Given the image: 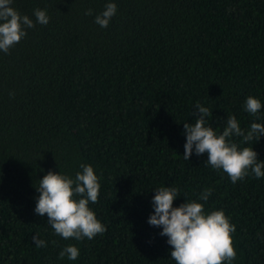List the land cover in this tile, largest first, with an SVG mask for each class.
Segmentation results:
<instances>
[{
    "label": "trees",
    "instance_id": "1",
    "mask_svg": "<svg viewBox=\"0 0 264 264\" xmlns=\"http://www.w3.org/2000/svg\"><path fill=\"white\" fill-rule=\"evenodd\" d=\"M108 2L13 0L21 15L50 19L0 51V264H175L148 223L161 186L180 190L174 207L211 188L205 212L222 209L236 226L231 264H264V177L233 184L207 153L183 157L197 103L218 133L230 115L245 129L264 124V0H111L102 28L95 16ZM252 146L264 161V135ZM82 164L99 177L89 207L107 230L65 240L35 213L36 187L50 170L74 179ZM69 244L79 257L59 259Z\"/></svg>",
    "mask_w": 264,
    "mask_h": 264
},
{
    "label": "clouds",
    "instance_id": "2",
    "mask_svg": "<svg viewBox=\"0 0 264 264\" xmlns=\"http://www.w3.org/2000/svg\"><path fill=\"white\" fill-rule=\"evenodd\" d=\"M12 5L13 0H0V51L6 54L27 35V29L35 27L36 23L47 25L50 19L46 10L38 8L34 10L33 21ZM92 11L88 9L86 14L92 15ZM116 12L117 5L110 0L95 16V23L107 28ZM244 107L251 116L259 118L262 104L258 98L248 96ZM195 108L198 115L194 123L184 122V159L189 160L193 151L197 156L207 153V164L226 173L233 184L249 175L257 179L264 177V161L258 159L252 146L264 135V124L252 122L245 129L236 116L230 115L226 126L218 133L208 120L213 111L199 103ZM80 167L82 171L77 172L74 179L50 170L36 187L39 196L35 213L39 216L46 214L54 233L65 240H91L107 230L89 207L90 203L98 202L99 177L91 165L82 164ZM212 191L206 188L200 193L199 200L185 199L184 203L174 207V200L181 196L177 187L155 189L152 198L154 212L148 223L162 229L160 235L167 237L171 246L170 258L175 264H231L236 259L232 237L236 226L230 223L222 209L205 212V203ZM32 239L37 248L47 246L38 234ZM79 255V248L69 244L60 251L58 258L67 256L69 260H76Z\"/></svg>",
    "mask_w": 264,
    "mask_h": 264
}]
</instances>
